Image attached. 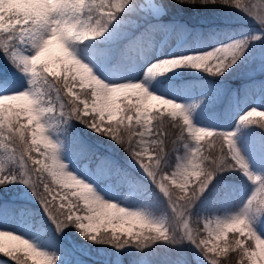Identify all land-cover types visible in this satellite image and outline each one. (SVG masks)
Segmentation results:
<instances>
[{"label":"snow or ice","instance_id":"1","mask_svg":"<svg viewBox=\"0 0 264 264\" xmlns=\"http://www.w3.org/2000/svg\"><path fill=\"white\" fill-rule=\"evenodd\" d=\"M257 63L264 0H0V257L264 264Z\"/></svg>","mask_w":264,"mask_h":264},{"label":"trees","instance_id":"2","mask_svg":"<svg viewBox=\"0 0 264 264\" xmlns=\"http://www.w3.org/2000/svg\"><path fill=\"white\" fill-rule=\"evenodd\" d=\"M224 14L233 15L237 19H243L238 13H235V12L224 13ZM180 17L184 20H187L189 23H192V24H195L196 21L198 20V14H193V13H181ZM248 25L250 27L255 26L253 24V22H248ZM248 81H256L259 83H264V71L261 70V67L258 63L246 66L245 68L241 69L239 72L233 73L232 75L228 76L222 82V84L220 86L223 90V95H222L221 102L219 104V108L225 109L226 104L229 102H230V106H231L233 90L240 88L241 85H246L247 84L246 82H248ZM84 134L87 135V133H84ZM109 143H110L109 141L105 140L103 145L101 146V150L103 151ZM193 226H196V224L194 223ZM69 234L73 235L72 232H70ZM93 251H95V250H93ZM0 258L8 260V258H6V257H0ZM96 259H98V257L94 256L92 258L93 261H95ZM154 259L159 260L160 257L156 256V257H154ZM8 264H12V262L10 260H8Z\"/></svg>","mask_w":264,"mask_h":264},{"label":"rangeland","instance_id":"3","mask_svg":"<svg viewBox=\"0 0 264 264\" xmlns=\"http://www.w3.org/2000/svg\"><path fill=\"white\" fill-rule=\"evenodd\" d=\"M53 54H58L54 50ZM246 85H241L240 88L234 89L238 90L241 95L243 96L244 93H247L249 97L255 98L257 102H259V97H260V89L262 86H264V83H259L256 81H248L246 82ZM235 95L234 91L232 92V97ZM226 108L230 111L231 114H234L238 109L232 99L231 106L230 102L226 104ZM202 225V221L200 222Z\"/></svg>","mask_w":264,"mask_h":264}]
</instances>
